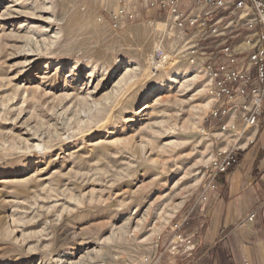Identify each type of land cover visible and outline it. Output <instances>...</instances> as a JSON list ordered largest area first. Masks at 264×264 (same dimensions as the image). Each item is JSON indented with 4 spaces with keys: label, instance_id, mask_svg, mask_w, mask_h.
Instances as JSON below:
<instances>
[{
    "label": "rangeland",
    "instance_id": "374dc122",
    "mask_svg": "<svg viewBox=\"0 0 264 264\" xmlns=\"http://www.w3.org/2000/svg\"><path fill=\"white\" fill-rule=\"evenodd\" d=\"M113 3L0 0V264H143L231 144L188 36L155 11L114 31Z\"/></svg>",
    "mask_w": 264,
    "mask_h": 264
},
{
    "label": "built area",
    "instance_id": "2783aa9c",
    "mask_svg": "<svg viewBox=\"0 0 264 264\" xmlns=\"http://www.w3.org/2000/svg\"><path fill=\"white\" fill-rule=\"evenodd\" d=\"M152 11L188 36L185 53L211 82L212 132L231 142L227 149L217 150L209 166L200 195L206 202L219 176L239 164L241 142L264 115V0H120L107 19L114 31H122L144 23V16ZM155 58L161 63L166 54L158 49ZM263 208L264 198L247 221L254 223ZM187 220L176 224L175 229L180 230ZM161 258L158 252L152 259L145 258L143 264H160Z\"/></svg>",
    "mask_w": 264,
    "mask_h": 264
},
{
    "label": "crops",
    "instance_id": "0c3cea01",
    "mask_svg": "<svg viewBox=\"0 0 264 264\" xmlns=\"http://www.w3.org/2000/svg\"><path fill=\"white\" fill-rule=\"evenodd\" d=\"M247 136L239 164L219 176L208 201L199 199L190 222L161 252L160 264H264V208L254 223L247 221L264 198V115Z\"/></svg>",
    "mask_w": 264,
    "mask_h": 264
},
{
    "label": "bare ground",
    "instance_id": "6f19581e",
    "mask_svg": "<svg viewBox=\"0 0 264 264\" xmlns=\"http://www.w3.org/2000/svg\"><path fill=\"white\" fill-rule=\"evenodd\" d=\"M158 27L160 28V27H163L164 28V33L165 32H167L168 31V29L169 28H171L172 30H176V31H178L179 33H180V35H181V31H180V29H178L176 26H174V25H172V24H170V23H166V22H164V24L162 23V24H158ZM161 43V42H160ZM160 48V45L159 46H157V48L156 49H159ZM156 52V51H155ZM175 56H169V55H166V59L165 60H163L161 63H159L157 60H156V58H155V56H154V58H155V60H156V65L154 66L153 64V68H156V66L159 68L160 66H162L163 68L162 69H169V65L172 63V61H173V58H174ZM151 65V66H152ZM157 68V69H158ZM161 69V68H160ZM148 78V77H147ZM242 143V142H241ZM243 145V144H242Z\"/></svg>",
    "mask_w": 264,
    "mask_h": 264
}]
</instances>
